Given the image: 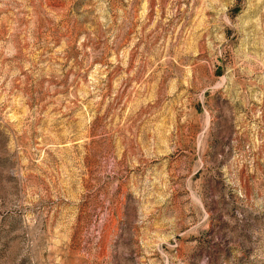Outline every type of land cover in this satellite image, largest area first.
<instances>
[{
  "label": "rangeland",
  "instance_id": "374dc122",
  "mask_svg": "<svg viewBox=\"0 0 264 264\" xmlns=\"http://www.w3.org/2000/svg\"><path fill=\"white\" fill-rule=\"evenodd\" d=\"M0 264H264V0H0Z\"/></svg>",
  "mask_w": 264,
  "mask_h": 264
}]
</instances>
